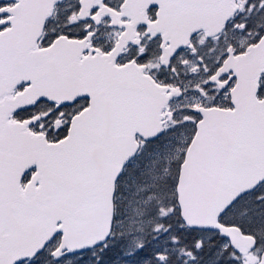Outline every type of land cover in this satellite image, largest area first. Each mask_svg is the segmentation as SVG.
Listing matches in <instances>:
<instances>
[{
  "label": "snow or ice",
  "instance_id": "6c2138e0",
  "mask_svg": "<svg viewBox=\"0 0 264 264\" xmlns=\"http://www.w3.org/2000/svg\"><path fill=\"white\" fill-rule=\"evenodd\" d=\"M0 264H264V0H0Z\"/></svg>",
  "mask_w": 264,
  "mask_h": 264
}]
</instances>
